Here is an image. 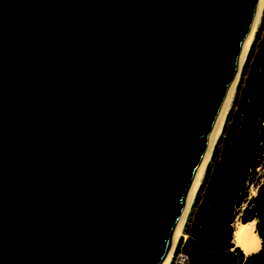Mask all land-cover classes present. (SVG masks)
Wrapping results in <instances>:
<instances>
[{"label":"water","instance_id":"1","mask_svg":"<svg viewBox=\"0 0 264 264\" xmlns=\"http://www.w3.org/2000/svg\"><path fill=\"white\" fill-rule=\"evenodd\" d=\"M258 2L0 0V264H163Z\"/></svg>","mask_w":264,"mask_h":264},{"label":"trees","instance_id":"2","mask_svg":"<svg viewBox=\"0 0 264 264\" xmlns=\"http://www.w3.org/2000/svg\"><path fill=\"white\" fill-rule=\"evenodd\" d=\"M229 133L186 264H264V179L256 178L264 163V45ZM251 183L257 189L249 197ZM237 219L256 220L259 251L245 255L234 245Z\"/></svg>","mask_w":264,"mask_h":264},{"label":"bare ground","instance_id":"3","mask_svg":"<svg viewBox=\"0 0 264 264\" xmlns=\"http://www.w3.org/2000/svg\"><path fill=\"white\" fill-rule=\"evenodd\" d=\"M263 16H264V0H259L254 16L252 18L251 24H250L248 42H247L244 55L242 56V58L240 59V61L238 62V64L236 65L233 71V74H232V77H231V80L228 86V90H227V93H226V96H225V99L222 105V109L220 112L216 130L213 133L204 151L198 172L192 182L189 200L181 214L173 243L170 246V249L164 259L163 264H172L175 258V253H176V248L178 246V243L181 237L185 236L184 228L187 224V220L190 215L195 198L197 196L198 190L200 189L202 182L205 178L206 171L213 157V153L216 148V145L223 132L227 117L229 115V111L231 109L232 103L236 95V90L238 87L239 79L242 75L243 68L245 66L250 50L254 43L256 34L261 25ZM235 221L236 222L234 223V231H233L234 243L238 247H240L241 250L246 254L252 253L253 251L257 250L261 246V238L256 231V220L252 219L247 222H243L238 219ZM178 259L182 260L184 259V257L179 255Z\"/></svg>","mask_w":264,"mask_h":264},{"label":"rangeland","instance_id":"4","mask_svg":"<svg viewBox=\"0 0 264 264\" xmlns=\"http://www.w3.org/2000/svg\"><path fill=\"white\" fill-rule=\"evenodd\" d=\"M263 45H264V16L261 25L259 27V30L256 34L254 43L250 50L245 66L243 68L242 75L239 79L236 95L232 103L231 109L229 111V115L227 117L223 132L216 145V148L213 153V157L208 165L205 178L202 182L200 189L198 190L197 196L195 198L194 204L192 206L190 215L187 220V224L184 228L185 236H182L178 243V246L176 248L175 258L172 264H186L189 261V256L191 254V249H192V242L194 240V237L197 236L200 229V223L202 217L201 213L204 209V205L208 197L209 188L220 173V162L223 157V150L226 143V137H228V135L230 134L229 132L231 130V122L235 119L237 113L240 111L246 92V83L252 77L257 62V57L261 53L263 49ZM256 178L258 180L264 179V163L260 168H258V174L256 175ZM256 189L257 187L255 184L251 183L249 185V197L256 193ZM179 255L184 257V259L182 260L178 259Z\"/></svg>","mask_w":264,"mask_h":264}]
</instances>
